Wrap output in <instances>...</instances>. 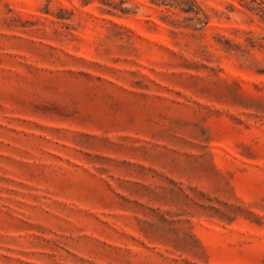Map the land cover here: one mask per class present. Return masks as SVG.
<instances>
[{"label": "rangeland", "instance_id": "1", "mask_svg": "<svg viewBox=\"0 0 264 264\" xmlns=\"http://www.w3.org/2000/svg\"><path fill=\"white\" fill-rule=\"evenodd\" d=\"M0 264H264V0H0Z\"/></svg>", "mask_w": 264, "mask_h": 264}]
</instances>
